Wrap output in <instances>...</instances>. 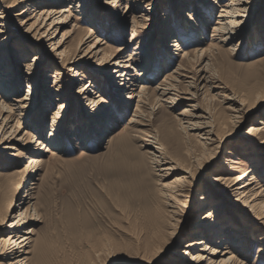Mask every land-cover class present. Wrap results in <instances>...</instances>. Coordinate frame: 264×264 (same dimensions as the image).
<instances>
[{"label": "rangeland", "instance_id": "374dc122", "mask_svg": "<svg viewBox=\"0 0 264 264\" xmlns=\"http://www.w3.org/2000/svg\"><path fill=\"white\" fill-rule=\"evenodd\" d=\"M3 1L14 5L3 36L10 35L14 40L10 46L19 52H0V59L4 58L0 74L10 72L8 62H17L21 73L14 78L18 96H26L31 87L38 100L21 120V136L27 134L29 149L19 147L17 158L8 156L14 151L0 150V206L4 210L13 196L20 203L35 179L31 210L35 207L37 216L25 226L34 231L32 264H193L178 255L188 250L190 241L200 239L193 235L194 229L211 223V219L202 220L211 210L217 212L213 222L222 220L230 228L209 246L229 254H201L214 264L231 255L234 262L226 264H264V219L258 215L264 211L260 207L259 212L244 210L242 199L237 204V189L250 178L233 183L231 188L222 183L210 186L219 176L232 175L235 179L254 169L257 179L250 182V189L259 192L256 204L264 201V144L260 145L264 132L257 136V146L245 138L251 126L264 130L260 125L264 123V103L260 104L264 101V0L254 3L255 9L239 28L241 35L227 44L220 42L214 31L227 22L219 17L231 0H150L140 5L123 0L119 9L105 4V0H82L83 8L73 10L70 25L61 28L53 42L64 43L73 56L81 53L78 45L82 38L87 45L80 50L99 40L97 62L83 71L87 75L85 83L97 80L96 93L104 99L99 106L101 113L98 107L96 112L91 110L79 97L75 71L68 70L55 56L53 46L45 45L42 65L24 68L38 53L27 39V27L35 21L27 10L35 4L41 10L47 0ZM68 6L63 4L61 9ZM142 19L147 21L141 26ZM125 48L128 58L140 49L142 55L132 66L137 72L131 71L136 74V90L140 93L146 89L137 100L127 101V106L124 98L131 91L116 87L119 79L113 76V67L104 62V57H116ZM57 71L61 76L56 84L54 79H44L57 77ZM176 77L174 86L182 92L179 95L190 99L187 92L196 93L193 102L177 99L170 105L159 101L158 87ZM29 78H39L40 87L29 86ZM194 82L195 89L190 87ZM231 99L243 103L250 112L232 120ZM119 101L123 103L121 108ZM137 105L142 108L138 119ZM61 106L64 108L60 111ZM188 106H195L207 119L211 117L215 136L219 137L214 146L204 148L205 140L195 131L185 134L179 127L183 118L180 114L190 110ZM56 113L58 119H54ZM131 120H140V124H131ZM51 132L56 144L50 146ZM37 141L43 145L37 146ZM245 143L250 146H243ZM47 145L52 154H45L43 146ZM152 145L160 146L159 151L177 163L176 172L160 177V168L148 158V153L156 150ZM31 157L44 161L39 165V175L25 179L16 175ZM230 160L237 164H230ZM255 162L259 164L257 170ZM183 176L188 177L186 193L170 200L164 184ZM202 193L208 199L213 195L222 209L213 203L199 209ZM16 214L10 213L7 225ZM246 228L247 233L243 231ZM6 234H0V239ZM236 243L249 246L247 256L233 248ZM37 251L40 256L35 259Z\"/></svg>", "mask_w": 264, "mask_h": 264}, {"label": "bare ground", "instance_id": "6f19581e", "mask_svg": "<svg viewBox=\"0 0 264 264\" xmlns=\"http://www.w3.org/2000/svg\"><path fill=\"white\" fill-rule=\"evenodd\" d=\"M36 2L37 0H23L21 2ZM82 0H47L44 4V7H41L42 9L39 10L36 8V6H39L37 4L30 6L28 8V12H30V16H33L31 20H35L33 23H31L27 27V34H30V37L28 36V40L31 42V46H34L35 48H38V53H36L35 56L32 57V60L28 62L27 66L24 68L27 69H33L37 68L38 66L42 65L44 62L43 57L45 56V45H51L53 46L52 51L55 52V56H57L59 59L64 61L65 66L68 68L70 71H75L74 73V79L78 80L80 85L78 86L79 91V97L81 99H84L87 101L89 104V108L93 111L97 110L100 112L101 104L103 103L104 99L102 98L103 96H100V94L96 93V79H91L85 83V79L87 78L86 72L83 71L87 66H90L91 63L97 62L98 56H99V51H96L98 49V39H96L95 43L92 44L91 46L89 45L85 49H81L80 46L87 45L85 38H82L79 42L78 45V50L80 54H74L73 56H70L69 52L64 48V43L61 41L58 43H54L53 41L55 40V35L58 33V31L61 30V28H65L66 26L70 25V21H68L73 14V10L75 11L76 9H81L82 5ZM123 0H105V4L112 5L114 8L119 9L121 7V2ZM257 0H231L228 5L224 7V10L221 13V21H227L223 22L219 28H215L214 33H216V36H219L220 42L227 44L230 41H233L236 37L240 36V31L239 28L241 29L244 25V19H247L249 17V14L255 9V4ZM3 4L5 5L4 1L2 0ZM18 2V1H17ZM131 2H136V4L140 5L142 2H150V0H131ZM69 4L68 7L61 9V6L63 4ZM42 6V5H41ZM14 7V5L10 4L5 5V7H0V52L3 49H6L8 52L7 53H18L19 51L15 49V47L10 46V44L14 41L13 38L8 35L4 37L3 35L7 32L6 30V23L8 22V19L10 17L9 15V10H11ZM84 10V9H83ZM125 11L128 10V7L124 9ZM121 11V10H120ZM118 13H121V12ZM124 14V13H122ZM117 17H120V14H118ZM126 20L124 21V24L127 26L129 25V12L126 11L125 17ZM239 19H242L239 21ZM30 20V21H31ZM137 20V19H136ZM147 20H149L147 18ZM146 19L141 20V26L142 23L147 21ZM209 20V19H208ZM140 21V20H139ZM138 21V22H139ZM194 22V20H193ZM133 23V22H132ZM122 24V23H121ZM134 24L137 25V21L134 20ZM27 25H25L26 27ZM146 26V24H145ZM48 27L46 30L45 28ZM136 27V26H135ZM144 27V26H143ZM50 30H54L53 34L50 33ZM201 30V29H200ZM92 32V31H91ZM93 34V33H92ZM92 34L90 35L89 38L92 37ZM62 38H65V35H63ZM21 48V47H20ZM19 48V49H20ZM63 48V49H62ZM128 48V47H127ZM125 48L124 50L122 49L121 53H119L116 57H104V62L106 65L112 66L113 70V76L117 79L118 85L116 86L117 88L124 89L126 91H131L127 96H125L124 101H126V106H127V101L131 100H137L145 93L146 89L143 91L145 92H138L136 90L135 86V76L136 74H133L132 72H137V69L132 68V66L136 64V60L139 58V56L142 55L140 53V49L137 48L135 49L134 56L129 57L126 56V53L124 52L127 50ZM62 49V50H61ZM23 52V51H22ZM234 51H231L233 53ZM72 55V54H71ZM5 57V56H4ZM4 61V58L2 60L0 59V67L2 65V62ZM138 61V60H137ZM83 65V66H79ZM5 66V65H4ZM8 70L10 71L8 74L2 76L0 74V150L6 152V151H14L8 156L12 158H17V154L15 155V152H18L17 150L19 147H23L25 149H29V141L27 142L26 135L21 136L22 130L21 129V120L23 119V113H29L33 108L36 106L38 97L35 95V91H33V88L29 87L28 94L24 97L18 96V91L17 87L15 85L14 78L19 76L20 70L19 66H17V62H14L13 65H11L8 62ZM179 69V68H178ZM133 70V71H131ZM144 72V71H143ZM175 74L178 75L176 72ZM32 75V74H31ZM57 77H45L44 79H54V83L56 84L57 81H59L60 78V72L57 71ZM51 76V75H50ZM139 76V75H138ZM39 77V76H38ZM179 77V76H177ZM167 79V81L164 82V84H161L162 88L157 89V94H159V101L165 102L167 104L173 105L175 104V101L186 99L185 97L180 96L179 94L182 93L180 92L177 88L176 85L174 86V83L178 81V79ZM30 79V78H29ZM39 78L36 79H30L29 80V86H38L40 87V82ZM207 81V80H206ZM208 82V81H207ZM211 82V81H210ZM98 83V82H97ZM195 85V82L190 84L191 88H196L193 87ZM58 86H53V88H57ZM219 87V86H218ZM217 89V88H216ZM186 95H190L191 98L186 99V101L192 100L196 98V93H190L187 92ZM232 100V99H231ZM138 100V104L142 103V101ZM233 104V113L231 115L232 120L237 119H242V115H247L250 110H246L245 106L243 103L237 101V100H232ZM118 107L121 108V104H123L121 101L117 102ZM129 103V102H128ZM133 103V102H130ZM264 103L261 102L260 104L262 105ZM124 106V105H123ZM98 107V108H97ZM191 108L190 110L185 109L180 115L183 116L180 122L181 130L184 131V133H189L190 131H195L198 134V138L201 140H205L202 142V145L204 148H208L209 146H214L216 143H218L217 139H219L218 136H215L214 132V125L211 121V117L208 115V119L199 114V110L195 108V106H188ZM64 106H61L60 111L63 110ZM97 108V109H95ZM119 108V109H120ZM136 113L137 116L136 118H140L141 116V110L142 108L140 105H137L136 107ZM96 112V111H95ZM54 119L59 118V113L54 114ZM94 116L95 115H90ZM117 117H114L115 119ZM104 119V118H103ZM55 124V120L53 122ZM104 123V122H103ZM131 124H140V120H131ZM12 124L14 126L12 127ZM106 124V122H105ZM260 125H264V123H260ZM54 127V126H53ZM54 132V131H52ZM50 133V139L48 144L55 145L56 144V138L53 133ZM264 130L251 126L249 131L246 133V139L250 141L253 145L255 142H257V136H260L261 133H263ZM105 134V130L103 132ZM202 136H205L206 139H203ZM154 137V136H153ZM216 137V138H215ZM150 139L152 137H149ZM149 139V140H150ZM216 139V140H215ZM157 139H155L156 141ZM149 142V141H148ZM223 140H220V143H222ZM37 143V146L43 145L40 142H35ZM264 142H261L260 145H263ZM49 145L43 146L45 148V154L51 153V149L49 148ZM150 145V143H149ZM257 146V144H255ZM243 146H250L249 144L245 143ZM160 147V146H159ZM159 147H155L152 145V148H154L155 151H150L149 154V160L150 163L157 167L160 168V172L163 173V176L160 175L161 178H165L169 176V173L173 171L176 172L178 170V165L177 163L165 155H163L162 152L159 150ZM52 154V153H51ZM44 161L40 157H31L29 158L28 164L25 166V168L18 172L16 175H20L23 179L35 174L36 177L39 175V165L42 164ZM230 164H237L235 161L230 160ZM254 168L257 170L259 164L255 162ZM233 169V168H232ZM255 170L253 169L251 172L248 171L243 177L240 178H233V176L228 175L227 177L225 176H219L213 180V184L210 185L211 187H219L220 183L222 185H226L227 188H231L232 184L243 180L245 178H250L247 182L243 183L237 190H238V195L239 199L237 201V204H239L240 200H243V207L244 210H251V212H254L257 210L259 212V208L264 211V207L262 208L261 206L264 205V201L261 203L256 204V198L259 197V192H254L253 189H250L252 186L250 182H252L254 179L256 180L257 178L254 177ZM189 174V173H186ZM159 176V175H158ZM188 177L183 176V177H178L175 180H172L171 183L169 184H164V189H166V196L172 200V197L176 196H183L184 193H186L187 190V183ZM35 180V179H34ZM31 180V185L33 187H30L28 190H30L25 194L21 199L20 203L17 204L15 202V196L11 198V200L8 202V205L6 207L1 208L0 206V234H5L7 233L5 237L0 239V264H32V252L30 251V244L32 243V236L34 235V231L31 228H25L27 224H30L32 220H34L37 216V211L35 207L33 210H31L33 204L32 200L33 194L32 191L35 189L34 186L36 185L33 181ZM215 183L217 185H215ZM191 185V184H190ZM175 190V191H173ZM209 191V189H207ZM169 191V192H168ZM210 192H208L209 196ZM211 195L210 199H208L205 196V193L201 195L200 197V202H199V209H205L207 206H209V203H213L217 205L218 209H222V204L220 201H214V197ZM241 200V201H242ZM212 201V202H211ZM10 213H18L16 214V217H12L14 221H12L9 225H7L6 221L10 217ZM175 213H173L174 215ZM217 215V212L214 210H211L207 215L202 219V220H208L211 223L207 227L202 225V227L195 228L193 235L196 237L195 238H200V239H195L190 241L187 244L188 250L185 252H182L178 257H180L183 261H190V263L193 264H214L211 259H207V256H203L201 252L203 253H208L210 251L209 256H219L222 255V257H225L228 252H223L219 251L218 248L214 249L212 248L211 244L214 241V238L219 237L223 233H227L229 230V226L226 225L222 220L219 222H213V218H215ZM249 216V214L247 213ZM260 217L264 219V214L259 213ZM3 225H6V229L3 230ZM245 233H247V228L243 229ZM237 241V240H235ZM224 242V241H221ZM216 244H221V243H216ZM248 245L242 244V243H236V245L233 246L238 253H243L244 257L247 256V250H248ZM242 250V251H241ZM40 253V252H39ZM38 251L33 254V258L38 259L40 254ZM228 261L234 262V258L231 255L230 258L222 260L219 264H226ZM239 263V262H238ZM218 264V263H216ZM237 264V263H234ZM241 264V263H239Z\"/></svg>", "mask_w": 264, "mask_h": 264}, {"label": "snow or ice", "instance_id": "6c2138e0", "mask_svg": "<svg viewBox=\"0 0 264 264\" xmlns=\"http://www.w3.org/2000/svg\"><path fill=\"white\" fill-rule=\"evenodd\" d=\"M0 7H5V5L3 4L2 0H0ZM0 31H2V29H0ZM242 264H244L243 261H242Z\"/></svg>", "mask_w": 264, "mask_h": 264}]
</instances>
